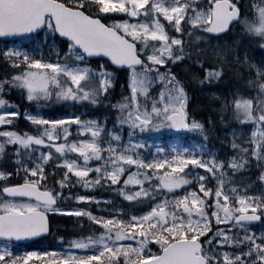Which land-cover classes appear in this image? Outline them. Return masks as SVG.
I'll return each mask as SVG.
<instances>
[{
  "label": "snow or ice",
  "instance_id": "snow-or-ice-1",
  "mask_svg": "<svg viewBox=\"0 0 264 264\" xmlns=\"http://www.w3.org/2000/svg\"><path fill=\"white\" fill-rule=\"evenodd\" d=\"M236 27L264 48V0H0V37L43 33L52 41L47 57L15 43L0 49L16 69L0 79V158L11 146L15 165L0 167V264H264V230L250 227L264 218V191H248L228 174L254 162L264 186V61L247 53L241 59L236 47H217L212 59L186 39L206 42ZM229 55L254 91L222 97V110L250 126L246 137L232 131L235 154L224 159L207 148L205 125L190 114L187 85L172 67L188 62L199 69L193 80L213 86L225 78ZM113 67L127 74V95L109 105L113 127L75 112L40 111L54 102L108 105ZM13 90L36 105L23 111L35 134L15 130L20 106L6 99ZM164 130L196 133L201 143L154 144ZM76 185L110 190L143 210L132 214L111 198L72 193ZM65 190L87 204L61 208ZM50 212L94 226L87 235L59 237L58 249L20 253L21 241L50 232Z\"/></svg>",
  "mask_w": 264,
  "mask_h": 264
},
{
  "label": "trees",
  "instance_id": "trees-1",
  "mask_svg": "<svg viewBox=\"0 0 264 264\" xmlns=\"http://www.w3.org/2000/svg\"><path fill=\"white\" fill-rule=\"evenodd\" d=\"M247 2L248 0H242V3H247ZM234 30L235 29L231 30L228 36H225L226 39L232 37L229 39L232 42H235L240 38L239 33L233 35ZM244 41H246V43L241 44L242 47L240 46L241 48L239 51H242V49L244 50L249 49L252 46L251 53L253 55L251 56V59L256 63L261 61L259 60V57L264 60V48H260L255 40H250L246 38ZM20 42H23V47L29 48L30 50L32 48H41L44 51L46 57L48 55V51H47L48 45L52 43L51 38H49L48 41L45 42L44 34H41L36 37H31L22 40ZM6 45L11 46V44L2 43L0 41V49L4 48ZM96 62L97 61H93V66H95ZM15 71L16 69L11 67L10 65H6L3 59L0 58V79L11 75ZM112 71L116 74L117 79L114 83V88L111 91V94L108 98V105L72 106L61 102H54L52 104L47 105L46 107H42L40 111H42L47 116L55 117L64 114H70L73 112L77 113L78 110L82 108L89 111V117L92 118L95 117L101 120H106L107 126L113 127L115 123V110L112 109L109 105L115 103L117 100L121 98V96L127 95V88H126L127 74L125 72H118L113 69ZM193 71L199 74V69H194L191 65L188 64V62H184V63L178 62L173 66V72H175L178 78L181 79L187 85V91L189 94L188 108L190 114L194 116L197 120L204 123L205 128L207 130L206 133L207 136L210 137V140L212 142H215L216 145H218L217 149L220 151L221 154L224 155L226 153H222L220 149V148H224L221 145L224 141L223 135L225 133H228L229 130L236 125H233L232 118L234 119V117L233 114L230 113V109L222 110L221 108L222 102L219 101L217 98H215L216 95H213V93L216 94L223 93L230 98V94L234 91H239L240 93L245 95L248 94L249 92H251L250 87L246 84L245 79L236 76L235 69H231L229 67H225V71L227 74L223 80H221L216 85L208 86V87L201 86L198 82L192 79ZM240 71L242 77L247 78V75L244 73V70H240ZM6 99L10 100L14 104L19 105L20 106L19 110L21 114H23L24 109H28L29 111H33V112L37 110L35 104L28 102L26 99H24L23 95L16 90H13L8 96H6ZM11 110H15V109H11ZM14 127L15 130L17 131L20 132L26 131L35 134V127L29 121H25L24 118L22 117H19L17 119ZM124 130L126 131V129ZM216 133L219 136L216 137L217 140H215L213 137V135L215 136ZM73 156H75V154H73ZM11 158L13 159V157L11 156V148H7L5 156L3 158H0V167H7L9 170L15 167L13 161L12 162L10 161ZM248 169L249 170L252 169L250 174L251 176L259 174V171L255 169L254 162H253V166ZM60 171L61 169L58 168L57 172ZM51 183L52 181L50 179L49 180L50 186ZM104 190L105 193L107 194L106 197L111 198L113 203H118L120 206L124 207L127 211L131 213H137L138 211L143 210L134 207L129 202H127L122 197H120L118 194L107 189ZM80 191H81L80 185H76L71 188L72 193L79 194ZM65 196L66 198L59 203V206L61 208L84 207L87 204V203L77 202L73 200L70 196H67V190H65ZM90 210L98 214L92 205H90ZM50 221H51V230L49 237L33 245H29L28 247L30 248H27V251H31L38 248L43 249L45 251L58 249L63 246L59 240V237L63 236L65 240H68L76 235H87L89 234L90 228L94 226L90 224L87 218H83V222L81 224L77 222L78 221L77 217H75L74 215H67V214H62V215L50 214ZM95 227L97 228V230L99 229V226H95Z\"/></svg>",
  "mask_w": 264,
  "mask_h": 264
},
{
  "label": "rangeland",
  "instance_id": "rangeland-1",
  "mask_svg": "<svg viewBox=\"0 0 264 264\" xmlns=\"http://www.w3.org/2000/svg\"><path fill=\"white\" fill-rule=\"evenodd\" d=\"M198 3H202L203 0H197ZM239 33L240 34V38L238 40H236L235 42H233L232 44H229V41L228 39H223V40H220L214 36H209V37H206V42L205 40H202V41H195L194 37L192 38H186V39H189L190 40V43L193 44V46L195 47H198V48H207V55L212 58V59H215L214 56H212V53L213 51L218 47V48H221V49H226V50H231L233 47H236L237 49V53L239 54V50L240 48L242 47L241 44L242 43H246V41H244L246 38L242 37L241 35V30L239 29V27H237L234 31H233V35ZM232 38V37H230ZM15 44H17L18 46H23V42H16ZM51 44L48 45V48H47V51H48V54H49V46ZM241 46V47H240ZM250 49V50H249ZM249 49H242L241 51V54H240V57L241 59L243 58V55L245 53H247V55L249 56V58L251 59V56H252V53H251V47ZM48 56V55H47ZM252 60V59H251ZM259 60L261 61H264L263 59H260L259 57ZM253 61V60H252ZM260 61V62H261ZM254 62V61H253ZM260 62H257L258 64ZM256 63V62H255ZM225 67H229L231 69H236L237 65H236V62L235 60H233L232 56L229 55L228 57L225 58ZM240 70H244V73L247 75V77L249 76V72L247 70L246 67H241ZM172 71H173V67H172ZM215 88V86H214ZM251 92L254 91V89H251ZM222 97H228L226 96L225 94L223 93H219L216 95L215 98H217L219 101L222 102ZM11 110V109H10ZM230 113L231 110H230ZM76 114H80L82 115V118H92V117H89V111L88 110H85V109H82L80 108L78 110V112ZM19 117H22L24 118L23 114H21ZM232 118V117H231ZM25 121H27L25 118H24ZM101 120V119H100ZM101 121H104V120H101ZM232 122H233V125H236V127H233L232 129L229 130L228 133H225L223 135V143L221 144L222 146H224L225 148H220L221 149V152L222 153H226V154H221L220 151L217 149L218 148V145H216L215 142H212L210 140V137H208V140H207V148L209 150H214L215 153L217 154V156L219 158H224V159H227L229 157H231L232 155H234L235 153L233 152V150L231 149L230 147V140H231V134H232V131L235 129L237 132L241 133L242 136L246 137L248 132L250 131V126H244V125H241L239 124V122H237L235 119L232 118ZM2 127V126H0ZM126 131L124 130V135H125V138L127 136V127L125 126ZM75 131V126H73V132ZM87 135V134H85ZM214 139L217 140L216 137H219L217 135V133L215 134V136L213 135ZM180 142L184 145H188V146H195L196 144L198 143H201V137L196 134V133H192V132H186V133H182L180 134L179 136H176L173 132H170L168 130H164L162 133L159 134L158 137L154 138L153 139V143L154 144H162V146H164L165 148H168L170 147L173 143H176V142ZM8 148H11V146H9ZM228 153V154H227ZM10 161L12 162L13 159L11 158ZM255 165V164H254ZM248 169V168H246ZM255 169L257 171H259L256 167ZM245 169H240L238 171H236L235 173H233L230 169H229V172L228 174L233 176V179L235 180V178L237 176H239V174L241 172H243ZM198 171H203V170H199ZM251 171L252 169H250L247 174L249 176H251ZM89 175H92L91 173ZM242 181L243 182H248L249 178L243 173L242 176ZM248 191H252V192H256V193H260L262 191H264V189H260V190H256V191H253L250 187L247 188ZM79 194H84V195H95V196H99V197H105V198H108L106 197L107 194L105 193V190L104 188H96V189H83L81 187V191ZM112 200V199H111ZM113 202V201H112ZM81 203H87V202H81ZM94 209L97 211V205L95 204H91ZM101 207H104L103 204H101ZM51 214H59V215H62V214H67V215H71V214H68V213H52L50 212ZM99 215H106L107 213H104V212H97ZM132 214H136V213H132ZM250 227L256 231V232H260L262 230H264V218L263 220L260 222V223H255V224H250ZM27 248H30V247H27ZM21 249V250H20ZM20 250V251H19ZM18 251L20 253H23L27 250H24L22 249V247L18 246ZM35 251H45L43 249H37ZM35 259V258H33ZM29 264H31V262H29Z\"/></svg>",
  "mask_w": 264,
  "mask_h": 264
},
{
  "label": "water",
  "instance_id": "water-1",
  "mask_svg": "<svg viewBox=\"0 0 264 264\" xmlns=\"http://www.w3.org/2000/svg\"><path fill=\"white\" fill-rule=\"evenodd\" d=\"M42 33H39L37 35H40ZM220 35H224V34H220ZM33 36H36V35H33ZM21 38H3V37H0V40L3 41V42H16L18 40H20ZM115 70H117L115 67H113ZM49 223H50V220H49ZM50 234V232L48 233H45V234H41L40 236L38 237H34V238H31L29 240H26V241H21L19 244H22V245H27V244H31L33 242H36L38 240H41V239H44L46 237H48Z\"/></svg>",
  "mask_w": 264,
  "mask_h": 264
},
{
  "label": "bare ground",
  "instance_id": "bare-ground-1",
  "mask_svg": "<svg viewBox=\"0 0 264 264\" xmlns=\"http://www.w3.org/2000/svg\"><path fill=\"white\" fill-rule=\"evenodd\" d=\"M229 41V44H232L233 42L231 40H228ZM251 46V45H250ZM252 47V46H251ZM254 48V47H253ZM241 54V51H239V55ZM253 55V54H252ZM262 59V58H260ZM219 92V91H218ZM227 93V92H226ZM226 95V94H225ZM224 147V146H223ZM225 148V147H224Z\"/></svg>",
  "mask_w": 264,
  "mask_h": 264
},
{
  "label": "flooded vegetation",
  "instance_id": "flooded-vegetation-1",
  "mask_svg": "<svg viewBox=\"0 0 264 264\" xmlns=\"http://www.w3.org/2000/svg\"><path fill=\"white\" fill-rule=\"evenodd\" d=\"M252 224V223H251ZM25 250V249H24Z\"/></svg>",
  "mask_w": 264,
  "mask_h": 264
}]
</instances>
